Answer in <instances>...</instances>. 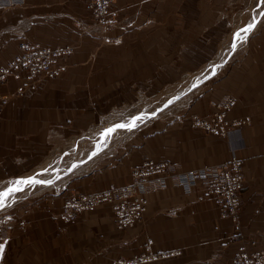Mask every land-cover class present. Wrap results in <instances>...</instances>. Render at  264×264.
<instances>
[{
  "label": "crops",
  "instance_id": "1",
  "mask_svg": "<svg viewBox=\"0 0 264 264\" xmlns=\"http://www.w3.org/2000/svg\"><path fill=\"white\" fill-rule=\"evenodd\" d=\"M86 1L25 0L20 6L0 8V65L19 51L22 39L73 46L63 72L44 76L37 88L13 95L20 80L12 78L0 85V97L6 99L0 110V147H4L0 152L13 153L9 146H21L22 152L28 147L49 146L58 132L85 128L94 114L131 96L141 82L164 80L156 74L157 70L166 73L172 66L167 51L173 35L191 34L193 40H199L200 27L183 30V11L179 27L173 26L170 7L161 4L167 0H159L157 5L151 0H112L117 17L127 15L131 25L102 32L94 25ZM225 1L218 0L216 5L215 0L211 9H205L212 24L207 56L198 41L185 43L184 49L192 55L183 57L184 72L196 70L214 55L227 28L225 16L220 18ZM103 35L115 37V41H103ZM224 65L223 73L205 89L187 97L177 116L152 121L148 131L132 133L125 145L102 155L89 170L69 177L59 190L43 191L35 200L14 204L0 221V244L4 245L0 264H124L136 254L155 250L169 254L135 264H231L238 245L248 250L263 247L264 19ZM226 93L235 98L226 115L250 119L240 126L243 146L236 151L242 180L235 221L219 215L201 188L183 193L170 184L147 192L142 220L127 227L115 226L106 201L80 211L71 220L59 215L63 199L70 194L127 182L130 166L142 159H166L173 169L227 159L225 138L190 122L191 115L210 110L209 100ZM31 152L36 157L28 160H38L33 154L36 151ZM44 152L43 148L40 155ZM232 234L235 239L229 238Z\"/></svg>",
  "mask_w": 264,
  "mask_h": 264
},
{
  "label": "rangeland",
  "instance_id": "2",
  "mask_svg": "<svg viewBox=\"0 0 264 264\" xmlns=\"http://www.w3.org/2000/svg\"><path fill=\"white\" fill-rule=\"evenodd\" d=\"M158 1L159 0H151L153 5H157ZM214 1L215 0H167L166 2H161L162 5L165 4L170 7L173 26L179 27L180 11H183V30L186 31L187 28L189 31H194L198 29L197 27H200L198 34L200 41L197 39L193 40L191 34H189L188 37L183 34L182 38H180L178 34L173 35L170 50L167 51L169 56L171 55L170 61L172 66L166 73H159L157 70L156 74L157 78H164V80L157 79L155 82L150 83L141 82L140 85L135 86L134 93L131 96L118 99L115 104L111 105L107 111L103 113L94 114L85 128L58 132L57 135L49 140V146L28 147V150L24 148L23 152L21 151V146H9L10 151H13V153L7 152L4 154L0 152V159L2 160L0 161V191H4L11 186L10 182L12 181L28 178L37 173H39V175L36 176L37 179L52 181L51 184L22 186V191L15 192L8 196L4 200V206L0 207V221L6 217V214L11 211V208L17 202L27 198L35 200L43 191L59 190L69 177L82 174L97 164L102 155L110 153L119 147L121 148L123 144L125 145L132 133L140 134L148 131L152 127V121L163 122L172 116H177V113L183 108V104H185L187 97L191 94L199 93L209 85L212 79L223 73L225 61L239 51L244 45L248 33L255 29L257 24L264 19V15H262V13H264V0H226V4L220 9V18H222V15L223 17L225 16L228 21L227 28L218 42V47L214 55H209L208 59H205L206 61L196 70L184 72L183 57L186 56L190 59L192 55L191 51L184 49L187 41H198V44L202 47V53L205 56L210 52L212 44V24L211 21L208 22L207 20L205 9H211ZM111 3L112 2L109 4L110 19L99 21L92 14L95 18L94 25L101 32L117 25H122L124 27L131 25V21L127 15L117 17V12L112 7ZM217 4L218 0H216V5ZM152 9H155V7L153 6ZM202 14H204V16H201ZM250 23L255 26L251 31L241 33L244 39L242 41L236 40L237 46L235 50H233L231 44L234 34ZM102 39L106 42L115 41V37L104 35ZM22 40H27L31 43H40L28 39ZM49 46H68L71 47V49L68 53L61 55L58 61L52 65L51 71L31 74L26 68L18 66L9 71L3 79H0V85L8 83L12 78L20 80L16 92L13 94L16 95L26 89L37 88L44 76H56L61 74L65 69L67 56L73 51V46L57 44ZM217 65H219V67H216ZM157 69H159V67H157ZM205 77H207V79H205ZM193 84H197V87L192 88ZM189 89H191V91H189ZM224 96L233 97L235 102L234 96L226 93L218 99L209 100V105L211 101H217ZM5 100V97H0V110L4 106ZM169 101H171V103H169ZM211 109L210 105V110L200 116L208 114ZM153 113H155V115H152ZM194 115H191L190 122ZM135 116H142V119L137 121V127L134 129L130 131L127 129H116V131L108 137H103L101 135L104 129L112 127L115 124L127 123ZM2 117L3 114L0 115V121H2ZM3 148L4 147H0V151H2ZM43 148L45 152L40 155V151ZM6 150H9V148L6 147ZM31 150L36 151L33 154H37L38 160H28V157H36V155H32ZM93 152H95L96 155H92ZM10 158L13 160L10 161ZM73 165H75V167H73ZM46 168L48 171H42ZM69 169H71V172ZM71 195L72 194L63 199L59 211L60 216L64 201Z\"/></svg>",
  "mask_w": 264,
  "mask_h": 264
},
{
  "label": "built area",
  "instance_id": "3",
  "mask_svg": "<svg viewBox=\"0 0 264 264\" xmlns=\"http://www.w3.org/2000/svg\"><path fill=\"white\" fill-rule=\"evenodd\" d=\"M111 0H87L86 7L100 20L110 19L109 4ZM25 0H0V8L20 6ZM71 47H53L41 43L20 41L19 51L0 66V79L16 67H24L31 74L49 72L61 55L70 51ZM231 96H224L211 101V111L204 115H194L191 124L212 134H218L227 142L228 157L218 163L190 169H173L166 159L145 158L140 163L130 166L127 182L114 184L96 190L72 194L63 203L61 216L71 220L83 209H90L97 203L109 202L114 224L118 228L132 225L142 220L146 207V193L162 189L167 185H177L183 193H190L194 188L202 189L204 195L212 199L219 215L232 221L237 218L239 210L238 191L241 185V164L236 151L243 146L240 126L248 124V116L228 117L226 111L233 105ZM235 239L236 235H230ZM168 251L155 250L142 252L127 259L124 264H135L158 255H168ZM231 264H264V246L248 250L240 244L231 256Z\"/></svg>",
  "mask_w": 264,
  "mask_h": 264
},
{
  "label": "snow or ice",
  "instance_id": "4",
  "mask_svg": "<svg viewBox=\"0 0 264 264\" xmlns=\"http://www.w3.org/2000/svg\"><path fill=\"white\" fill-rule=\"evenodd\" d=\"M262 15H264V13H262ZM255 25L250 23L248 24L245 28L238 30L233 37V42L231 44V47L233 50H235L236 48V40H243L244 37L241 36V33H246L248 31H251V29L254 27ZM216 67H219V65H217ZM214 74V73H213ZM205 79H207V77H205ZM197 87V84H193L192 88ZM189 91H191V89H189ZM169 103H171V101H169ZM152 115H155V113H153ZM142 119V116H135L132 117V119L127 122V123H119V124H115L112 127H109L107 129H104L103 132L101 133V135L103 137H108L110 136L113 132L116 131V129H127V130H132L135 127H137V121ZM92 155H96L95 152L92 153ZM91 158V157H90ZM73 167H75V165H73ZM42 171H48V169H43ZM69 171H71V169H69ZM39 175V173L35 174L34 176L28 177V178H22V179H18L15 181L10 182V185L8 188H6L4 191H0V207L4 206V200L10 196L11 194L15 193V192H19L23 190L22 186H27V185H36V184H51L52 181L51 180H41V179H37L36 176ZM4 245L0 244V251L3 250Z\"/></svg>",
  "mask_w": 264,
  "mask_h": 264
},
{
  "label": "bare ground",
  "instance_id": "5",
  "mask_svg": "<svg viewBox=\"0 0 264 264\" xmlns=\"http://www.w3.org/2000/svg\"><path fill=\"white\" fill-rule=\"evenodd\" d=\"M91 209V208H90ZM83 210H85V209H83ZM82 211V210H81Z\"/></svg>",
  "mask_w": 264,
  "mask_h": 264
}]
</instances>
